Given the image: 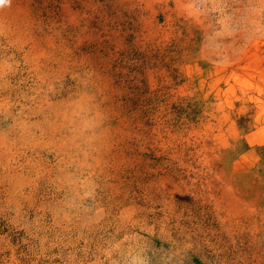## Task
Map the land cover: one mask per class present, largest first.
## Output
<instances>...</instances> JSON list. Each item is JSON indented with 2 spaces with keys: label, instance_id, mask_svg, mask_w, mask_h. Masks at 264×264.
<instances>
[{
  "label": "rangeland",
  "instance_id": "374dc122",
  "mask_svg": "<svg viewBox=\"0 0 264 264\" xmlns=\"http://www.w3.org/2000/svg\"><path fill=\"white\" fill-rule=\"evenodd\" d=\"M0 264H264V0H3Z\"/></svg>",
  "mask_w": 264,
  "mask_h": 264
},
{
  "label": "snow or ice",
  "instance_id": "6c2138e0",
  "mask_svg": "<svg viewBox=\"0 0 264 264\" xmlns=\"http://www.w3.org/2000/svg\"><path fill=\"white\" fill-rule=\"evenodd\" d=\"M3 2V0H0V3H2Z\"/></svg>",
  "mask_w": 264,
  "mask_h": 264
}]
</instances>
